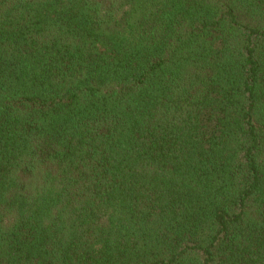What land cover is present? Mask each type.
Here are the masks:
<instances>
[{
	"label": "trees",
	"instance_id": "trees-1",
	"mask_svg": "<svg viewBox=\"0 0 264 264\" xmlns=\"http://www.w3.org/2000/svg\"><path fill=\"white\" fill-rule=\"evenodd\" d=\"M0 264H264V0H0Z\"/></svg>",
	"mask_w": 264,
	"mask_h": 264
}]
</instances>
